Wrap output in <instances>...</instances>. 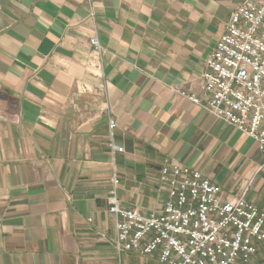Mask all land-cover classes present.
<instances>
[{
    "label": "crops",
    "instance_id": "crops-1",
    "mask_svg": "<svg viewBox=\"0 0 264 264\" xmlns=\"http://www.w3.org/2000/svg\"><path fill=\"white\" fill-rule=\"evenodd\" d=\"M242 2L0 0V264H162L117 250L109 207L116 174L123 207L161 208L166 162L264 210L255 140L171 88L207 99L206 58Z\"/></svg>",
    "mask_w": 264,
    "mask_h": 264
},
{
    "label": "built area",
    "instance_id": "built-area-1",
    "mask_svg": "<svg viewBox=\"0 0 264 264\" xmlns=\"http://www.w3.org/2000/svg\"><path fill=\"white\" fill-rule=\"evenodd\" d=\"M90 42L100 54L98 37ZM201 84L205 101L171 88L254 139L264 158V0H243L232 12L206 58ZM109 124L111 130L117 125L112 118ZM159 180L168 197L158 210L144 212L119 203L114 174L109 211L119 252H158L162 264H249L264 241V210L246 198V189L224 197L222 187L199 169L177 162H166Z\"/></svg>",
    "mask_w": 264,
    "mask_h": 264
}]
</instances>
